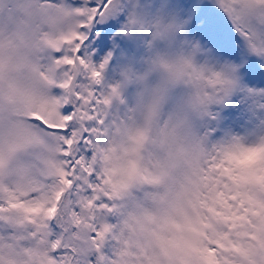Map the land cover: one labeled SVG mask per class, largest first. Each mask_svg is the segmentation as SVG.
I'll use <instances>...</instances> for the list:
<instances>
[{
	"label": "snow or ice",
	"instance_id": "obj_1",
	"mask_svg": "<svg viewBox=\"0 0 264 264\" xmlns=\"http://www.w3.org/2000/svg\"><path fill=\"white\" fill-rule=\"evenodd\" d=\"M249 101L264 0H0V264H264Z\"/></svg>",
	"mask_w": 264,
	"mask_h": 264
},
{
	"label": "rangeland",
	"instance_id": "obj_2",
	"mask_svg": "<svg viewBox=\"0 0 264 264\" xmlns=\"http://www.w3.org/2000/svg\"><path fill=\"white\" fill-rule=\"evenodd\" d=\"M218 15L223 16V14L219 12ZM223 23L225 28L230 31L231 26L228 25L226 21H223ZM230 35L236 45L243 47V43L238 35L234 32H230ZM142 39H146V37H143ZM142 39L137 41L138 46H133L125 42L122 45L125 49V54L134 56L137 60L146 56L147 53L143 46ZM107 75L110 81L119 79L118 72L113 73L111 68L109 69ZM131 92L132 90L130 88L125 89L123 92L125 99L129 103L131 102ZM256 102H258V100ZM231 114L236 117L235 124H232L226 132L219 133L214 140L210 139V143L219 142L228 135H236L243 138L246 142H251L255 139L256 134L262 130L260 121L264 119V113H261L256 109L254 102L249 101L247 104L239 102L235 103L233 109L231 110ZM199 124L200 122H197V126H199ZM140 195L142 196L143 193Z\"/></svg>",
	"mask_w": 264,
	"mask_h": 264
}]
</instances>
